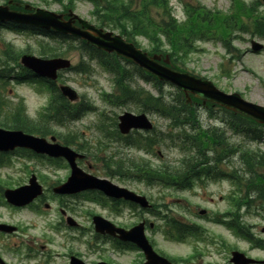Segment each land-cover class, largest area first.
Returning a JSON list of instances; mask_svg holds the SVG:
<instances>
[{"label": "rangeland", "instance_id": "obj_1", "mask_svg": "<svg viewBox=\"0 0 264 264\" xmlns=\"http://www.w3.org/2000/svg\"><path fill=\"white\" fill-rule=\"evenodd\" d=\"M4 1L5 0H0V4L4 3ZM21 1L55 12H60L63 10V7L59 3L51 0H48V2H45L44 0ZM245 1L247 3H252L256 0ZM170 3L173 8V14L180 20H184L186 18L184 12L186 6L195 7L198 4H202L211 9H218L223 12H229L232 4L231 0H170ZM260 3L261 4L258 9L261 13H264V2L261 0ZM90 10H92V5L89 3H84L80 4L78 8H76L75 12L80 16L88 19L89 21L94 22V19H91ZM17 12L33 13L34 10L29 9L26 6H21L19 7ZM243 20L244 22H246V24L252 26L250 19H248L247 17H243ZM42 38L48 40L47 37L30 31L2 30L0 33V56L2 55L1 52L4 48V42H11L17 49H30L32 53L41 56L39 53L40 43L38 49V41ZM252 38L264 42L263 38L252 36L249 33L241 35V38L233 43V45L239 48L241 51L240 59L232 61L229 60L230 56L226 55V49L220 41L207 40L204 42H198V49L191 55L182 58L184 64H182V66L180 67L197 76L205 77L211 80L220 90H223L226 93L238 92L243 96L245 100L258 105H264V51L253 52L250 49V41ZM140 43L141 48L151 50L150 44L144 38L140 39ZM41 44H45V42L42 41ZM66 57L70 58L74 65L79 64L81 61L89 63L90 72L80 73L72 70L63 71L62 79L64 80V83L69 84L74 89H76L80 96L84 95L91 98V100H93L98 106L99 112V115L97 113L91 112L79 122L76 121L69 124L68 127L70 129L78 130L81 134L83 133L86 138L91 139L92 142L95 143V139L98 138L99 134L93 129V124H96L97 121L100 120V111L106 110L110 115H118L124 110L133 111V108L114 107L102 101V92L104 90L111 92L115 88L113 85V75L103 67H101L96 60L89 59L87 53H85L84 50H82V47L79 46L78 41L76 42V47L69 51V53L66 54ZM222 65L225 69L228 70V72L230 73L229 75L223 72ZM128 68H131V64L128 65ZM137 80L151 92L156 94L159 93V90L152 83H147L143 80L139 81V79ZM163 89V92L166 94V97L168 99L174 98L177 94V88L172 84H165ZM7 94L9 95V98H7L12 100L13 102L20 101V98H23L25 100L24 103L27 108L29 118H36L38 108L40 110L48 100V93L46 91H39L38 95L35 84H31L28 82L18 84L14 79H11L7 85ZM209 112L210 111H208L204 107L200 108L201 119L205 127L214 123L221 125L223 123L221 119H228L229 117L228 114L223 111L214 110V112L216 113L215 117L217 118L213 119L208 116ZM151 117L154 120L155 125L160 127L159 129L165 130L166 122H164L163 119L155 115ZM6 124H10V122ZM30 125H32L31 122ZM223 128L226 130V125H223ZM227 131L232 141H242V139L245 143L249 141L243 135H240L241 137H239L234 135L231 130L228 129ZM260 146L262 147V149H264V142L261 143ZM111 150L117 152L119 155L127 156L128 158L141 156L149 157L147 155H144L142 151L137 150L136 148L128 149L126 147H121L119 143L117 144V146L114 145ZM161 150L163 155H154L152 157L153 161H160V157L172 161L179 156V151L176 148L166 147L161 148ZM81 166L85 170L99 177L109 178L119 185H126L132 189H137L138 191H140V193H145L147 196H152L155 202H168L173 206L175 211L176 209L180 208V203L173 201L178 200L184 196L183 192H181L180 190L163 188L159 185L149 187L143 182H137L130 178L106 176L104 172L101 171V164L94 163L92 159L84 162V165L82 164ZM25 168H30L29 172H26ZM99 168H101V170H99ZM30 171H40L48 174V176L50 177L49 182L58 181V179H63L66 175H68L66 174V169H56L34 159L28 160L21 158L16 159L13 166L0 168V183H2V185L4 186L9 183H12L14 186L20 185L21 183L27 182ZM4 188H6V186ZM230 190L231 187L229 182L219 183V181L211 182L210 180L209 186L196 189L193 192V196L188 197L194 201V204L198 202L203 205H208V203L205 201L206 194L218 197L219 195L225 194ZM47 202L51 204V207L49 209H46L44 204H42V212L40 213L29 209L17 211L11 206L0 205V219L15 224L19 223L26 227V231L21 232L18 235L17 239L20 237V239L24 241L27 240L29 242L34 240L39 245L43 243L47 246L45 252H59L58 254H52V262L54 263H58L63 260V252H61V248L57 244L49 243L47 240H49V237L51 236L57 238L51 225H54L56 223L57 216L59 215L58 207L60 206V204L62 206L63 203H66L69 206H77L76 211L72 212V214L77 216L79 220L87 225L89 224L88 220L90 219L89 212L98 213L110 219H117L115 221L125 224H131L132 222H134L133 220H136L135 218H131V216H133L131 215V212L126 213V216L122 219L115 217L108 207L99 205L94 202L86 201L82 197H64V200H62L49 196ZM228 206L229 202L217 201L215 205H212V208L218 210H226ZM242 220L249 226L252 234L255 237L264 239V218L260 214H247L243 216ZM214 230L227 237L229 242H231L232 244H235L236 246H239L240 248L246 250L250 256L264 260L263 248L255 247L253 244L247 245L244 242H240V239L237 237V235L233 234L234 237H231L219 227H214ZM157 238L159 239V244L163 247L164 251L168 252L169 254L177 255L185 254L188 252V249L181 244H176L167 240L164 241L161 234L159 233H157ZM106 251V255L111 256L112 251L109 247L106 249ZM102 255V251H100L99 253L92 252L90 256L91 263L94 264L97 260L100 259ZM133 256L134 254L130 253L123 256V258L128 261L127 259H130ZM212 259V263H222V260L218 257H213ZM32 263H39V259L33 260Z\"/></svg>", "mask_w": 264, "mask_h": 264}, {"label": "trees", "instance_id": "obj_2", "mask_svg": "<svg viewBox=\"0 0 264 264\" xmlns=\"http://www.w3.org/2000/svg\"><path fill=\"white\" fill-rule=\"evenodd\" d=\"M62 3L65 7L76 6L77 0H54ZM94 5L93 14L97 17L99 23L103 26L117 29L130 40H135L138 36L148 38L151 44L150 52H167L173 58V66L180 68L183 62L182 58L190 53L194 47V42L199 38H206L209 35H218L224 41L231 42V36L236 29L240 31L247 30V25L243 22V17L252 19L254 32L264 36V14L258 11L255 3L247 4L243 0H234L233 11L230 15H223L220 11L208 10L204 7H197L188 10L187 21L179 23L171 14L169 0H88ZM67 2V3H65ZM53 34V33H52ZM53 36H57L53 34ZM58 37V36H57ZM61 43H65L68 47L72 46L70 37L59 36ZM54 38V37H53ZM55 47V46H54ZM52 45H47L42 48L41 53L44 55L57 56L62 55L68 49L60 47L54 48ZM99 53V61L109 70L117 72V83L122 89L123 97L128 96V91L132 95L138 93L137 100L143 103L145 108L150 104L160 106L166 104L167 100L164 93L154 96L142 88L132 90L129 86V70L121 66L120 62L113 55ZM114 61V62H113ZM181 69V68H180ZM137 70L148 78H152L158 84L159 82L148 74L137 68ZM54 96L49 106L41 113L40 118L44 121L57 120L64 122L66 115L72 112L78 113V109H74L70 102L64 98L53 85ZM171 103H184L182 93H178L177 97L171 100ZM184 107H162L156 108V111L166 113L171 118L172 125H185L190 123L189 116H181ZM144 110V109H143ZM25 117L22 114L14 116V121L10 124L11 127L22 128L25 130L34 131V125L27 124ZM239 121H245L240 117H236ZM193 121L191 125H195ZM185 132V131H184ZM253 132L257 134V129ZM51 133V129L47 124H39V134L47 135ZM183 147L188 150V153L176 165L170 166L175 170L169 173L152 172L154 180L163 181L166 184L181 185L185 181V173L181 171L183 167L197 168L207 167L214 168L212 165H204L207 159L205 148L211 147L215 151L227 152L235 154L238 157L239 165L235 169V180L239 194L236 201L237 206L246 204L249 209L256 206L264 208V152L259 149L242 148L235 143H230L225 133L217 128L210 130L202 129L193 135L186 132L183 137H180ZM194 150V153L191 151ZM221 156L217 160H221ZM148 162H141L136 165L139 172H145L140 169L149 167ZM161 167H167V164H162ZM218 167V166H216ZM200 172L192 171L193 176ZM254 197V198H252Z\"/></svg>", "mask_w": 264, "mask_h": 264}, {"label": "water", "instance_id": "obj_3", "mask_svg": "<svg viewBox=\"0 0 264 264\" xmlns=\"http://www.w3.org/2000/svg\"><path fill=\"white\" fill-rule=\"evenodd\" d=\"M11 4L12 2L6 6H0V19L28 23L47 29L53 28L59 32L79 36L86 39L89 43L98 46L100 49L108 52H116L118 55L124 56L138 63L160 79L169 80L175 83L186 93L188 101L191 100L189 97L190 93H193L195 96L203 99L204 102L210 101L220 104L236 113L246 115L257 122L264 124V106L245 101L238 93L230 95L225 94L219 91L210 81L196 78L186 72L171 69L167 65L159 62L162 59L160 55L150 56L147 52L137 48L133 43L128 42L122 36L113 35L112 32H106L102 28H97L74 14L72 11L68 13L70 18L65 20V14H59L41 8H33V13L12 11L10 10ZM26 7L32 9V6L29 5H26ZM77 20L81 22V28L75 26ZM253 46L256 50L263 48L262 44L255 42L253 43ZM23 62L37 73L54 78L56 77V72L59 68L69 65V61L65 59H42L33 55H25L23 57ZM165 62L170 63L169 57L165 59ZM62 89L71 99L76 97L75 92L69 87H63ZM121 126H124L127 130L133 126L151 128V124L145 115L133 116L127 114L123 117V123ZM15 144H24L39 152H47L54 156L63 155L70 160L75 159V154L70 149L61 147L57 144H50L46 139H37L31 136L22 135L20 132H5L0 130V147L4 148ZM71 164L73 166L72 176L67 183L60 188H57L56 191L61 193H75L87 188H99L114 196H121L123 195V192L132 194L125 189L113 185L108 180L95 178L82 172L77 168L73 161H71ZM31 182H33L32 186H25L16 190H7L6 195L8 199L17 205L29 203L34 197L41 193V186L37 185L35 178H33ZM132 198L145 200L144 197H139L135 194L132 195ZM95 222L99 229H103L104 227L102 224L106 223L99 217L95 218ZM145 248L149 259H151L149 264H169L164 259H159L150 248L146 246ZM236 261L239 262L237 258Z\"/></svg>", "mask_w": 264, "mask_h": 264}, {"label": "flooded vegetation", "instance_id": "obj_4", "mask_svg": "<svg viewBox=\"0 0 264 264\" xmlns=\"http://www.w3.org/2000/svg\"><path fill=\"white\" fill-rule=\"evenodd\" d=\"M181 202L184 203L183 211L178 215H172V214H166L162 217V219L165 221V227L167 229H173L175 228V225H173L170 220L172 217H175L179 223V227L182 229V232L180 233V236L183 237L186 241H191V251L195 248L196 243L201 245L203 248L205 246L214 248L216 245L219 244L218 238L211 239L210 237L205 238V234H210L209 226L212 225L214 222L211 220L213 218V215L209 214L213 210H209L208 213H204L203 215L200 214V208L198 207H192L189 205V200L187 198L181 199ZM198 211V213H197ZM154 218V215H152ZM150 218V217H149ZM63 217H60L61 223L64 224L63 230H61V234L63 236V240L56 241L61 245V247L66 251L65 260L61 264H70V258L71 256L75 255L74 250H72L71 246H69V243L66 239V237L69 239L70 244H76L77 247L81 248L83 247V250L79 249V252H82V257H86V254H90L92 251V242L91 240H87V236L83 235L82 230H79L78 233L75 232H69L68 228L65 225V219L63 221ZM151 219V218H150ZM225 220L234 219V214H229L226 217H224ZM144 220L146 222L147 227H151V221L148 218H143L140 221ZM122 226V225H121ZM132 225H124L126 228H130ZM82 227V226H81ZM69 232V236H68ZM7 235L0 233V245H2V239L1 237H6ZM75 236H78L76 238ZM61 238V237H60ZM217 240V241H216ZM222 243L226 244V242ZM17 244V243H16ZM224 244V245H225ZM43 248V246H42ZM27 251L23 254L25 261L24 262H16L14 261V258L21 256V251H6L4 252L3 249L0 247V255H2L6 260L7 264H29L28 260H32L34 258H37L40 255V252H38L37 246L33 245L32 247H28L26 249ZM233 250V249H232ZM230 250V251H232ZM130 250L127 249L125 251H119V254H125L129 252ZM134 251V250H133ZM191 251L189 253H191ZM205 248L202 249V253H205ZM189 254H185V258L181 259V264H188L191 260H196L195 255L188 256ZM81 257V256H80ZM107 261L114 263V264H122L120 261H115L113 259H107ZM45 264V263H40ZM135 264H141V262L136 261Z\"/></svg>", "mask_w": 264, "mask_h": 264}]
</instances>
